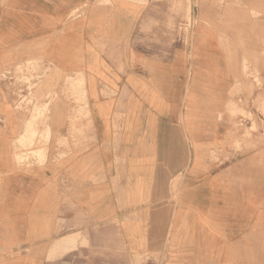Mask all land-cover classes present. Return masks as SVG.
<instances>
[{
  "label": "crops",
  "instance_id": "0c3cea01",
  "mask_svg": "<svg viewBox=\"0 0 264 264\" xmlns=\"http://www.w3.org/2000/svg\"><path fill=\"white\" fill-rule=\"evenodd\" d=\"M159 2L0 0V264H264L258 135Z\"/></svg>",
  "mask_w": 264,
  "mask_h": 264
},
{
  "label": "rangeland",
  "instance_id": "374dc122",
  "mask_svg": "<svg viewBox=\"0 0 264 264\" xmlns=\"http://www.w3.org/2000/svg\"><path fill=\"white\" fill-rule=\"evenodd\" d=\"M155 9L159 18L151 23L165 28L166 38L173 39L168 33L181 28L183 42L189 43L197 24L216 33L226 69L235 79L228 93L233 132L243 133L244 141L258 135L264 157V0H160ZM29 74L28 68L22 72L23 77ZM147 261L138 255L130 264Z\"/></svg>",
  "mask_w": 264,
  "mask_h": 264
}]
</instances>
